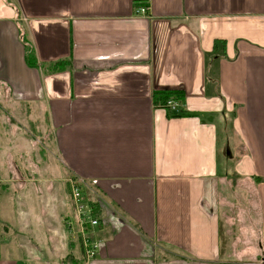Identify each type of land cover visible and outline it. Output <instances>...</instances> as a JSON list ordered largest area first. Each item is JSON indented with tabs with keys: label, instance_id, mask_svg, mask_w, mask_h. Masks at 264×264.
<instances>
[{
	"label": "crops",
	"instance_id": "0c3cea01",
	"mask_svg": "<svg viewBox=\"0 0 264 264\" xmlns=\"http://www.w3.org/2000/svg\"><path fill=\"white\" fill-rule=\"evenodd\" d=\"M158 90L183 101L154 105ZM0 114V222L13 229L0 264H62L73 176L94 185L99 243L76 264H264V0H0ZM14 115L41 140L17 135ZM240 196L244 223L239 209L224 219Z\"/></svg>",
	"mask_w": 264,
	"mask_h": 264
},
{
	"label": "rangeland",
	"instance_id": "374dc122",
	"mask_svg": "<svg viewBox=\"0 0 264 264\" xmlns=\"http://www.w3.org/2000/svg\"><path fill=\"white\" fill-rule=\"evenodd\" d=\"M139 8H144V12H139L138 11ZM135 13H138V15H145L147 13V8L144 6H138L135 10ZM1 103H2L1 107H2L3 111H9L7 105H5V103L3 101ZM1 116H2V114H0V117ZM14 116L15 117H13V119L11 120L12 121L11 124L15 127L17 135H20L21 137L25 136V135L27 137H33L34 140H36L37 142L39 140H41V137L39 136L37 130H30L27 127V123L24 122L23 118H19L17 115H14ZM6 130H7V128L3 124L0 123V136L3 135L6 132ZM4 145H5L4 140L3 139L1 140V138H0V146H4ZM11 148H12V150H11L12 157H13V159H16L17 153L13 149L14 147H11ZM3 156H4V154L0 150V159H2ZM49 157H51L50 154H49ZM67 185L69 188V194H70L72 206L70 204L69 198H67V196H66V200H65V206L67 207L66 212L69 214H71V212H73V213H72L71 217H63L62 219H59L56 221V224L59 226L58 228H59L60 233H61L60 235L58 234L57 243L62 244L61 245L62 254H61V257L59 259V260H62V264H76L77 263L76 257L81 256V254L83 255L84 259H86V260L92 259L95 255L96 249L99 246V243L90 237V229L92 226H95V225H91V223H90L91 213H90L89 207L91 205L88 201H86V198H88V199L90 198V194L93 195L95 193L93 190L94 185L92 184V182L86 180L83 177H78V176H75V177L73 176L72 178L70 177L67 180ZM72 187H76L78 189L77 201L79 204L81 203L83 206V209H84L83 215H82V211H81V214H78L76 208L74 207L75 199L72 196ZM231 200L236 202V203L228 204ZM232 206H235L238 208L232 209L231 208ZM248 207L250 208L251 204L246 203L245 196H243V197L240 196L239 200L231 197L226 204L225 203L223 204L222 216L224 219H225V216L232 217L233 212L237 211L239 209L240 223H244L243 215L245 214ZM81 215H82V223L80 222ZM12 219H13L12 222L17 224L14 214H13ZM91 219H94V218H91ZM94 220H96L97 224H98V219H94ZM3 221L0 222V237L10 234L11 230H13L12 228L10 230V227L9 228L7 227L8 221H6V220H3ZM230 222H231V219H230ZM10 226H11V224H10ZM227 226H229V225H227ZM19 227L18 228L14 227L15 231L21 232L22 231L21 228H23V230L26 231V225H25V227L24 226H21L20 228ZM35 229L38 231L42 230L41 232H45V230H43V228L35 227ZM220 229H221V227H220ZM15 231L13 232V234L15 233ZM221 231H222V229H221ZM41 232H39V233H41ZM223 232L225 233L226 229H224ZM17 234H18V232H17ZM25 236L27 237V235H25ZM41 236H42V233L38 234V235L36 234V238L37 237L41 238ZM48 236L49 235L47 234L46 236L42 237L40 241L41 242H49ZM226 237L229 241V244H231L230 242L233 241L234 236H230V233H226V235L223 237L224 242H225ZM21 239H23V238H21ZM8 240H9V238H8ZM236 240H237V238H236ZM38 241L28 240V243L32 242V243L41 245V242L40 241L38 242ZM0 242H1V240H0ZM1 243H3V242H1ZM73 247H74V249H73ZM230 247H231V245H229V249L224 250L223 256L226 253L230 252ZM42 249H44V248H42ZM71 250H73V251H71ZM38 252L39 253L41 252V256H42L41 258H45L48 261H54L55 260V254H51V252L48 250L38 251ZM74 252L78 255L75 256ZM246 260H247V258L240 257L237 264H240ZM258 263L262 264L261 261H258Z\"/></svg>",
	"mask_w": 264,
	"mask_h": 264
},
{
	"label": "trees",
	"instance_id": "16d2710c",
	"mask_svg": "<svg viewBox=\"0 0 264 264\" xmlns=\"http://www.w3.org/2000/svg\"><path fill=\"white\" fill-rule=\"evenodd\" d=\"M21 39H22V42L25 48L24 57H25L26 64L30 67H37L38 65L36 62V58L34 56V51H33V47L31 43L28 40H25L22 35H21ZM67 63L68 62H65L63 60H58L56 62H53L48 65L50 66L49 71H57V70L60 71L61 69H64L65 64ZM152 100H153L154 105L163 106L166 104L167 101H170V100L182 102L183 94L179 90H158L153 93ZM221 241L224 242V239H222Z\"/></svg>",
	"mask_w": 264,
	"mask_h": 264
},
{
	"label": "built area",
	"instance_id": "2783aa9c",
	"mask_svg": "<svg viewBox=\"0 0 264 264\" xmlns=\"http://www.w3.org/2000/svg\"><path fill=\"white\" fill-rule=\"evenodd\" d=\"M138 11H139V12H144V8H139ZM167 105L171 106V108H174V105L172 104L171 101H168V102H167ZM72 196H73L74 199H75L74 207L76 208L78 214H81V211H82V215H83V211H84V209H83L82 204H81V203L79 204L78 201H77L78 189H77L76 187H72ZM82 215H81V217H80V222H81V223H82ZM90 223H91V225H96V224H97V221L94 220V219H91V218H90Z\"/></svg>",
	"mask_w": 264,
	"mask_h": 264
}]
</instances>
